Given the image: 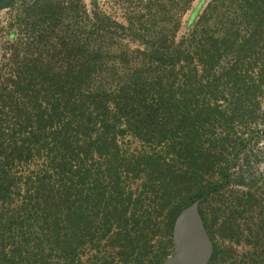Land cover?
<instances>
[{
	"label": "trees",
	"instance_id": "trees-1",
	"mask_svg": "<svg viewBox=\"0 0 264 264\" xmlns=\"http://www.w3.org/2000/svg\"><path fill=\"white\" fill-rule=\"evenodd\" d=\"M22 1L0 60V264H163L197 198L209 264L220 235L264 264V0L201 1L183 33L194 0H126V21ZM232 175L246 186L210 210Z\"/></svg>",
	"mask_w": 264,
	"mask_h": 264
},
{
	"label": "rangeland",
	"instance_id": "rangeland-1",
	"mask_svg": "<svg viewBox=\"0 0 264 264\" xmlns=\"http://www.w3.org/2000/svg\"><path fill=\"white\" fill-rule=\"evenodd\" d=\"M29 1V0H26ZM202 1V6L200 7V10L205 6V4L209 0H194L192 7H190L185 13H183V27L181 28L179 33H183L185 29V23L187 19L189 18V15L191 14L193 8H195L196 5L199 4V2ZM24 1L17 0L14 4L9 5L6 8H3L0 10V60L3 58L5 48L9 44V42L12 40L9 37V34L11 31H14L16 34L19 33V27L17 25H13L14 17L16 14V11L21 7V4ZM87 7L90 11L92 8V0H85ZM98 6L105 12L113 15L115 18L126 21L125 19V10L127 6L126 0H97ZM15 34V35H16ZM141 147L145 148L148 147L147 145L139 142L134 141L132 142V147ZM252 147V146H251ZM249 147V148H251ZM253 150L255 151L252 153L251 158H249V161L251 163L250 169L252 172H261L264 171V139L260 141L258 144H254ZM242 160L239 161L238 165L242 166V163L247 164L248 159L245 155V153L242 154ZM248 180V179H247ZM243 183L239 181V179L232 175L231 183L230 185L223 190L222 194H219L218 196H212L210 197V200L208 202V208H214L216 206H220L218 199L220 197H223L225 202H228L230 198H234V196L238 193L242 192V189L246 186H242ZM228 198V199H227ZM220 244H222V247L227 246L228 249H230V255L225 256L224 253H222L216 261H214L212 264H230L231 261L235 264L238 262V259L241 255L248 249L251 248V245L245 241L244 237H242L241 240H236L234 238L228 237V236H219ZM153 241V240H152ZM175 250V247L171 248V253H173ZM91 254V249L87 248L86 253L84 255V258L86 259L88 255ZM119 260V259H118ZM117 264H120L119 261Z\"/></svg>",
	"mask_w": 264,
	"mask_h": 264
},
{
	"label": "water",
	"instance_id": "water-1",
	"mask_svg": "<svg viewBox=\"0 0 264 264\" xmlns=\"http://www.w3.org/2000/svg\"><path fill=\"white\" fill-rule=\"evenodd\" d=\"M14 0H0V10ZM197 198L180 210L174 220L175 250L166 256L163 264H209L214 243L201 215Z\"/></svg>",
	"mask_w": 264,
	"mask_h": 264
}]
</instances>
